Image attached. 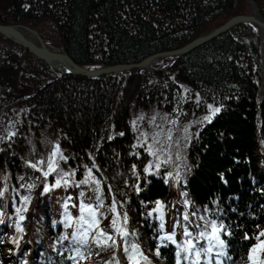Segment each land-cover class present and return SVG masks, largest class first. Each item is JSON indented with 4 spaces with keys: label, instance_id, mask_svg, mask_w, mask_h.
<instances>
[{
    "label": "trees",
    "instance_id": "1",
    "mask_svg": "<svg viewBox=\"0 0 264 264\" xmlns=\"http://www.w3.org/2000/svg\"><path fill=\"white\" fill-rule=\"evenodd\" d=\"M244 1L0 0V23L45 25L46 43L52 39L80 65L100 68L178 49L244 14ZM255 1L264 16V1ZM172 58L161 59L155 72L70 75L0 34V254L7 245L8 264H76L67 257L75 255L79 204H95L97 195L100 227L110 230L114 198L121 222L127 214L126 239L139 245L147 264H176L189 239L184 229L194 238L211 232V220L230 233H221L225 254L213 248L197 261L195 251L209 244L201 237L193 239L196 249L180 252V264H250L254 240L244 236L264 230L261 37L241 23L162 69ZM208 105L221 109L211 123L203 120ZM57 144L66 160L57 155L56 172L45 178ZM39 160L41 171L30 166ZM88 169L102 191L91 182L76 186ZM63 173L75 175L51 187ZM170 234L176 243L161 239ZM91 252L79 264L121 259L112 248L93 245Z\"/></svg>",
    "mask_w": 264,
    "mask_h": 264
},
{
    "label": "snow or ice",
    "instance_id": "2",
    "mask_svg": "<svg viewBox=\"0 0 264 264\" xmlns=\"http://www.w3.org/2000/svg\"><path fill=\"white\" fill-rule=\"evenodd\" d=\"M208 109L210 111V115H206L203 117V120L211 123L212 118L220 112L219 107H213L212 105H208ZM142 118V117H141ZM155 119V118H153ZM174 122V121H173ZM133 127H135V122H133ZM187 131V129L185 130ZM10 135H15V133H11ZM120 135H123V133H120ZM171 139V136L168 137ZM156 143H159L157 140ZM142 146V145H141ZM149 154L155 155L156 153L152 150V146H149ZM59 155L60 159L66 160V157L63 156V154L60 152L59 145L54 146V150L51 152L48 162H47V170L42 171V175L47 178L51 173L56 172L58 164L56 162V157ZM45 163L44 160H39L35 164H31L30 166L35 168L37 171H41V169L38 167V165H43ZM135 168V165L133 166ZM157 169L159 168V164L156 165ZM152 168V165L149 164L147 167H145L144 171L145 173H149L150 169ZM68 175H75V173H63V175L56 179L55 183L51 187H58L61 184V180H63L64 177ZM64 184H67V180H63ZM89 182L95 184L97 187L93 189V191L100 192L102 189L100 188L101 181L96 179L92 176V170L88 169V175L81 181L77 183V187H79L81 184H89ZM29 187H32V185H29ZM51 189L46 186L43 191L48 192ZM110 190V189H109ZM2 195V193H0ZM80 196L83 197L84 193L81 192ZM25 201H27V197L24 198ZM69 200H71V197H69ZM97 203L90 204L85 203L83 200L80 201L79 204V212L80 216L78 217V227L76 229V232L72 234V243L76 246L74 248L75 255H70L67 257V259L75 261L76 264H79L80 260H86L90 257L92 254L91 249L92 246L95 245V247L106 250L109 248L114 249L116 252H120L123 254V258H125L128 261V264H147V257L144 256L143 252L140 250L139 245L133 241L128 240L126 237L130 235L128 230L123 226L127 223V214L125 213L122 217L121 222V216L120 213L116 211V201L113 198L112 206L110 208V212L115 214V218L111 220L110 230H105L100 227V213L98 211L99 208L103 207V201L100 198V195L96 196ZM65 209L68 208V204L66 203L64 205ZM73 207H76V205H73ZM122 207V205H121ZM163 206L159 204L158 202V210L162 208ZM26 210V209H25ZM21 211L20 209H17V212ZM107 218V217H105ZM21 220L24 219L23 216L20 217ZM162 219V216H161ZM185 220H188V216H184ZM200 219H205V217H200ZM66 220L68 223L65 225L66 227L72 226V217L66 216ZM163 223H161L160 227L163 228ZM199 227V225H197ZM206 228L210 227L211 232H207L205 230L200 231L199 235L193 238L192 232L188 231L187 228L184 229L183 235L185 237H189L188 240L185 241V247L181 248L180 251H177L176 253V264H180V252H186L189 253L191 250L196 249V244L193 243V239L199 240L201 237L207 239L209 241V244L207 247H201L200 249H197L194 253L197 261L199 260L201 254H209L212 253L213 248H218L220 251L216 252V256H223L225 253L223 251L225 247V240L221 237V233H223L225 236L230 235L229 232L226 231L225 226L223 224H217L215 220L209 221L206 225ZM17 231L22 232L23 228H21L19 225H17ZM264 230L257 233L254 237H249L247 234L244 236V239H253L254 243L250 246L248 250V256L247 260L250 261V264H264ZM62 239L68 240L69 236L66 234ZM162 240H168L172 243H176L174 239V235H166L161 237ZM91 241V244H90ZM180 247L179 245L177 246ZM63 254V253H61ZM98 254V253H97ZM156 255H160L159 250L157 249ZM79 258V259H78ZM113 261H115V264H121V259L117 258L115 255L113 256L112 260H109L106 262V264H113Z\"/></svg>",
    "mask_w": 264,
    "mask_h": 264
},
{
    "label": "water",
    "instance_id": "3",
    "mask_svg": "<svg viewBox=\"0 0 264 264\" xmlns=\"http://www.w3.org/2000/svg\"><path fill=\"white\" fill-rule=\"evenodd\" d=\"M253 8V14H237L229 18L222 25L215 27L207 33H204L191 41L190 43L174 50L163 51L153 55L146 57L139 63H131V64H113V65H105L100 68H89L80 65L77 63L64 48L52 49L45 42L41 34L38 33L35 29L29 26H22L23 28L32 32L36 39L38 40V44L32 42L28 38L23 35L16 33L14 29L16 26L14 25H4L0 24V34L7 37L8 39L28 48L37 58H40L46 61L48 64L61 71L64 74L70 75H81L87 77L94 76H102L108 73L122 72L125 70H147L149 72H154L155 69L152 67L155 62L157 64L160 58L173 57L174 59L170 63L172 65L176 61H178L183 55L191 52L195 48L211 41L212 39L218 37L219 35L228 32L230 29L235 27L241 23H250L258 26H264V17L260 14L259 6L257 5L255 0H248ZM261 41L263 43L264 36H261ZM261 52L264 58V50L263 44L261 45ZM63 63V67H59L56 63L58 61ZM169 65V66H170ZM167 66V67H169ZM121 260L123 259L121 253Z\"/></svg>",
    "mask_w": 264,
    "mask_h": 264
},
{
    "label": "rangeland",
    "instance_id": "4",
    "mask_svg": "<svg viewBox=\"0 0 264 264\" xmlns=\"http://www.w3.org/2000/svg\"><path fill=\"white\" fill-rule=\"evenodd\" d=\"M264 1V0H263ZM244 9H245V13L244 14H253L254 13V11H253V8H252V6H251V4H250V2L248 1V0H245L244 1ZM261 14V13H260ZM262 15V14H261ZM262 17H264L263 15H262ZM227 21V20H226ZM225 21V22H226ZM0 24H2V23H0ZM4 25H7V24H4ZM222 25V24H221ZM239 25V24H238ZM252 25H254V24H252ZM17 26H29V27H31L30 25H26V24H19V25H17ZM220 26V25H219ZM237 26V25H236ZM257 25H254V27L257 29V27H256ZM48 27L49 26H47V29H48ZM217 27V26H216ZM31 28H33V27H31ZM44 28H46V26L44 25H40L39 27L37 26L36 28H33V29H35L36 31H38V33L39 34H41V33H43L44 32ZM215 28V27H214ZM213 28V29H214ZM212 30V29H211ZM210 31V30H209ZM208 31V32H209ZM257 31H258V33H259V35H260V37H261V34H260V32H259V30L257 29ZM205 33H207V32H205ZM204 34V33H203ZM202 35V34H201ZM7 38V37H6ZM10 40V39H9ZM14 42V41H13ZM16 43V42H15ZM263 43H264V41H263ZM262 43V41H261V45L263 44ZM48 46L50 47V48H52V49H57V48H60V46H58L59 45V43H54V41L52 40V39H50L49 41H48ZM263 50H264V46H263ZM262 53V52H261ZM161 59L163 60L164 58H160V61H161ZM174 58H172V60H173ZM172 60L170 61V63L172 62ZM262 60H263V65H264V58H263V55H262ZM162 62V61H161ZM160 63V62H159ZM163 65H165V64H163ZM170 65V64H169ZM168 65V66H169ZM154 69H155V71H157V65L156 64H154L153 66H152ZM167 68V65L165 66V67H163L162 69H166ZM147 71V70H146ZM154 71V72H155ZM149 72V71H148ZM134 90V89H133ZM11 254H10V249L7 247V245H4L3 247H1V254H0V258L3 260V261H5V262H2V263H6V264H8L9 263V261H10V256ZM30 256V255H29Z\"/></svg>",
    "mask_w": 264,
    "mask_h": 264
},
{
    "label": "bare ground",
    "instance_id": "5",
    "mask_svg": "<svg viewBox=\"0 0 264 264\" xmlns=\"http://www.w3.org/2000/svg\"><path fill=\"white\" fill-rule=\"evenodd\" d=\"M256 27H257V29L259 30L261 36H264V26H258V25H257ZM14 31H15L16 33H19V34L23 35L24 37L28 38V39L31 40L32 42H35V43L38 44V40L36 39V36H35L32 32H30L29 30L23 28L22 26H16V28L14 29ZM159 62H161V61L159 60ZM159 62H158V63H159ZM56 64H57L59 67H63V63H62L60 60H59ZM153 64H155V62H154ZM52 67H53V66H52Z\"/></svg>",
    "mask_w": 264,
    "mask_h": 264
}]
</instances>
